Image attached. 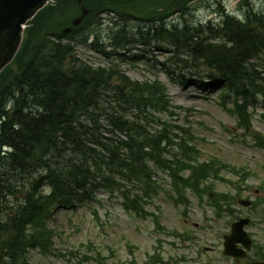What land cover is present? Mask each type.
Listing matches in <instances>:
<instances>
[{
  "label": "trees",
  "instance_id": "trees-1",
  "mask_svg": "<svg viewBox=\"0 0 264 264\" xmlns=\"http://www.w3.org/2000/svg\"><path fill=\"white\" fill-rule=\"evenodd\" d=\"M188 2L143 17L116 15L111 27L92 11L60 41L46 35L19 74L0 81V264H31L32 251L56 255L55 210L87 202L99 189L142 215L162 192L188 206L185 188L204 197L209 189L200 186L227 170L219 160L200 161L197 138L186 122H175L181 108L164 82L132 79L113 62L116 55L150 62L148 51L133 55V48L154 47L167 56L161 64L173 79L183 87L190 76L209 80L223 107L234 104L250 127V108L264 100V9L245 0L241 17L222 12L207 21L190 16ZM78 46L111 63L95 68L79 60ZM159 172L170 175L173 191Z\"/></svg>",
  "mask_w": 264,
  "mask_h": 264
},
{
  "label": "rangeland",
  "instance_id": "rangeland-1",
  "mask_svg": "<svg viewBox=\"0 0 264 264\" xmlns=\"http://www.w3.org/2000/svg\"><path fill=\"white\" fill-rule=\"evenodd\" d=\"M65 1V5L59 6ZM172 1L83 0L84 5L77 6L75 0H57L49 10L29 25L23 56L4 77L10 78L19 73L35 52L33 43L37 38H46L47 35L49 41H60L61 31L68 28L73 20L78 19L84 8L94 12L110 9L98 18L94 16L97 20L104 19L103 27H109L110 17L115 15H111V12L142 17L166 7ZM237 1L239 0L189 1L188 5L192 9L190 16L200 20H218L216 13H221L223 9L231 15H239L245 12V8L237 6ZM251 1L256 8L264 9V0ZM176 4L177 2H174L171 7ZM62 43L65 45L64 41ZM133 49V55L145 54L148 51L138 47ZM75 50L74 55L79 60L82 59L93 67L111 63V60L94 54L84 46H78ZM106 50L113 51L112 48ZM164 55L148 51L150 62H127L123 57L116 55L113 62L119 64L132 79H160L167 85L173 103L181 108L177 110L179 115L175 122L179 125L189 123L198 139L202 161L217 158L229 167L240 169V172L227 170L222 173L226 180L212 179L207 184L213 185L214 192L229 195V202L234 203L235 218L248 216L253 219L248 231L254 235V239L257 238L256 243L264 246V150L256 146L255 139L249 134L253 131L264 136V104L255 105L256 107L251 109L252 127L245 132L238 125V117L228 110L234 109L230 102L228 109L221 107L219 89L210 90L209 80L195 76H190L191 82L183 87L179 79L174 76L173 80V76L162 66L161 63L167 58ZM69 57L67 65H71L72 54ZM262 73L261 77H264V72ZM158 176L163 179L162 183L169 184L166 174L158 173ZM167 188L169 189L168 186ZM238 194L251 200L253 205L257 206L256 210L251 212V209L241 208L237 204L238 199L234 201ZM186 195L191 202L189 207L175 205L163 193L153 204L146 206L147 211L159 214L161 225L165 227L163 232L155 227L153 220L136 216L133 210L126 209L123 197L113 196L99 189L91 200L76 203V207L58 208L55 211L49 225L57 232L56 255L45 257L32 251L31 264H97L94 259L99 254L103 257L101 260L104 264H245L225 259L222 255V237L229 230L230 215L223 213L217 219L213 213L214 204L210 203L206 196L201 200L191 191H187ZM249 212L251 214H248ZM177 231L186 236V242L175 235ZM206 249L210 251H204Z\"/></svg>",
  "mask_w": 264,
  "mask_h": 264
},
{
  "label": "water",
  "instance_id": "water-1",
  "mask_svg": "<svg viewBox=\"0 0 264 264\" xmlns=\"http://www.w3.org/2000/svg\"><path fill=\"white\" fill-rule=\"evenodd\" d=\"M51 0H0V74L17 56L23 40L24 26L43 10ZM88 10L74 21L80 24ZM245 204L249 205L248 202ZM242 230L241 225H235L233 234L227 238V252L235 255L233 243Z\"/></svg>",
  "mask_w": 264,
  "mask_h": 264
},
{
  "label": "bare ground",
  "instance_id": "bare-ground-1",
  "mask_svg": "<svg viewBox=\"0 0 264 264\" xmlns=\"http://www.w3.org/2000/svg\"><path fill=\"white\" fill-rule=\"evenodd\" d=\"M67 65V62H64L63 66ZM68 66V65H67ZM1 158L4 156V153L0 151ZM11 162L19 163L18 160L12 159ZM0 163L5 164V160H1ZM15 164V163H14ZM16 165V164H15Z\"/></svg>",
  "mask_w": 264,
  "mask_h": 264
}]
</instances>
